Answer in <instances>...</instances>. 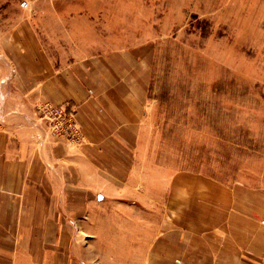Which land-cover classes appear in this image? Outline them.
<instances>
[{"label": "crops", "instance_id": "0c3cea01", "mask_svg": "<svg viewBox=\"0 0 264 264\" xmlns=\"http://www.w3.org/2000/svg\"><path fill=\"white\" fill-rule=\"evenodd\" d=\"M3 39L0 264H264L263 190L139 164L147 77L131 52L57 64L30 28ZM39 99L76 110L82 145L38 141Z\"/></svg>", "mask_w": 264, "mask_h": 264}, {"label": "rangeland", "instance_id": "374dc122", "mask_svg": "<svg viewBox=\"0 0 264 264\" xmlns=\"http://www.w3.org/2000/svg\"><path fill=\"white\" fill-rule=\"evenodd\" d=\"M28 28L57 64L131 52L147 77L139 164L157 182L264 191V0H0V38Z\"/></svg>", "mask_w": 264, "mask_h": 264}, {"label": "built area", "instance_id": "2783aa9c", "mask_svg": "<svg viewBox=\"0 0 264 264\" xmlns=\"http://www.w3.org/2000/svg\"><path fill=\"white\" fill-rule=\"evenodd\" d=\"M34 109L38 118L45 124L39 142L47 140L63 141L68 147H75L82 142V132L76 119V110L69 104H54L51 101L36 102Z\"/></svg>", "mask_w": 264, "mask_h": 264}]
</instances>
